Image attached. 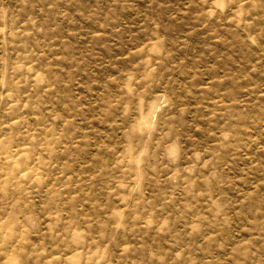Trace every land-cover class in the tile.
<instances>
[{
	"label": "rangeland",
	"instance_id": "374dc122",
	"mask_svg": "<svg viewBox=\"0 0 264 264\" xmlns=\"http://www.w3.org/2000/svg\"><path fill=\"white\" fill-rule=\"evenodd\" d=\"M0 264H264V0H0Z\"/></svg>",
	"mask_w": 264,
	"mask_h": 264
}]
</instances>
